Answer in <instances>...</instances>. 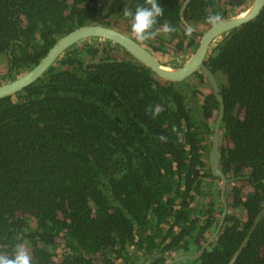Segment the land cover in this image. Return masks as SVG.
I'll list each match as a JSON object with an SVG mask.
<instances>
[{"label": "trees", "instance_id": "obj_1", "mask_svg": "<svg viewBox=\"0 0 264 264\" xmlns=\"http://www.w3.org/2000/svg\"><path fill=\"white\" fill-rule=\"evenodd\" d=\"M160 3L154 28L167 22L175 31L141 41L156 56L193 52L206 17L240 5ZM138 5L145 0H0L2 79L82 24L132 34L122 13ZM204 64L223 102L222 194L209 161L219 103L199 71L167 80L120 45L87 38L1 97L0 254L21 244L32 264H164L195 255L215 231L200 254L171 264H264V6Z\"/></svg>", "mask_w": 264, "mask_h": 264}, {"label": "water", "instance_id": "obj_2", "mask_svg": "<svg viewBox=\"0 0 264 264\" xmlns=\"http://www.w3.org/2000/svg\"><path fill=\"white\" fill-rule=\"evenodd\" d=\"M238 0H234L236 3ZM264 6V0H253L250 5H247L246 9H242L233 12L225 17L220 18V22L216 25H207L206 29L202 32L199 42L195 50L187 57V59L176 67H170L161 63V61L154 55V53L142 42L137 41L133 35L127 34L120 28L103 24V23H86L77 26L70 31L59 36L56 41L49 47L47 52L35 63L33 66L23 71L13 79H4L0 82V98L4 96L12 95L21 90L26 85L33 82L39 77L61 54L72 44L77 43L87 38L103 39L110 42H114L120 45L123 49L129 52L134 58L141 63L150 67L153 72L158 76L167 80H182L195 71H199L204 74L206 80L209 82L213 95L216 97L219 103V111L215 118L213 125V133L211 137V147L209 153L210 167L212 171L221 177V182H218L221 186V194L224 189V176L218 166L219 162V141H220V120L223 110L222 97L219 93V87L215 78V75L204 64V59L210 52L213 46L217 45V38L222 39L223 35L236 26L256 17ZM214 41V43H213ZM225 207V204H224ZM225 208L221 209L219 221L216 229L221 223L224 216ZM215 231L201 244L200 250L195 255H178L168 259L164 264H171L174 261L195 257L200 254L205 245L214 237Z\"/></svg>", "mask_w": 264, "mask_h": 264}, {"label": "clouds", "instance_id": "obj_3", "mask_svg": "<svg viewBox=\"0 0 264 264\" xmlns=\"http://www.w3.org/2000/svg\"><path fill=\"white\" fill-rule=\"evenodd\" d=\"M145 4L146 6L138 5L134 11L124 9L122 13L124 17L131 18L130 32L137 41H144L161 33L167 35L175 31L174 27L167 22L162 23L159 28H154L157 18L163 15L160 0H145ZM206 21L214 26L220 22V17L211 14L206 17ZM195 30L191 23H186L183 27V34L186 37H191ZM0 264H32V261L26 248L21 244H17L11 256L0 254Z\"/></svg>", "mask_w": 264, "mask_h": 264}, {"label": "rangeland", "instance_id": "obj_4", "mask_svg": "<svg viewBox=\"0 0 264 264\" xmlns=\"http://www.w3.org/2000/svg\"><path fill=\"white\" fill-rule=\"evenodd\" d=\"M244 5L241 7L242 10L244 9ZM121 27V28H120ZM119 28L122 29L123 31H125L127 34H130L129 32H127L123 25L120 26ZM132 35V34H130ZM141 42V41H140ZM146 45V44H145ZM192 52H186V53H182L181 55L175 54L173 55L171 52L165 54V55H158L156 56V54L154 53V55L161 61V63H163L164 65L170 66V67H176L178 65H180L181 63H183L187 57L191 54ZM173 64H175V66H173ZM6 72V65L4 64V62L0 61V82L4 79H2L1 75H4V73ZM27 247V245H25V248ZM27 252H30V249L26 248Z\"/></svg>", "mask_w": 264, "mask_h": 264}, {"label": "flooded vegetation", "instance_id": "obj_5", "mask_svg": "<svg viewBox=\"0 0 264 264\" xmlns=\"http://www.w3.org/2000/svg\"><path fill=\"white\" fill-rule=\"evenodd\" d=\"M233 2V4L236 6L237 4L240 3V5L234 7L233 5H231V7L233 8V11L231 9V12H236L239 11V9H241V7L244 5V9L247 7V4H251L253 2V0H238L236 3L234 2V0H231ZM207 28V27H206ZM202 34V33H201ZM200 34V36H201ZM200 36L198 38H200ZM199 42V39H198ZM198 45V44H197Z\"/></svg>", "mask_w": 264, "mask_h": 264}, {"label": "built area", "instance_id": "obj_6", "mask_svg": "<svg viewBox=\"0 0 264 264\" xmlns=\"http://www.w3.org/2000/svg\"><path fill=\"white\" fill-rule=\"evenodd\" d=\"M221 39H219V38H217L216 40H214V41H217V42H219ZM214 41H213V43H214Z\"/></svg>", "mask_w": 264, "mask_h": 264}]
</instances>
